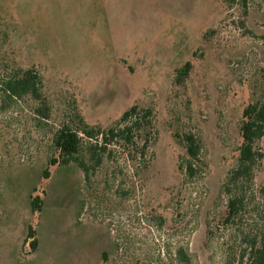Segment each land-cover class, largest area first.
I'll use <instances>...</instances> for the list:
<instances>
[{"label":"rangeland","instance_id":"1","mask_svg":"<svg viewBox=\"0 0 264 264\" xmlns=\"http://www.w3.org/2000/svg\"><path fill=\"white\" fill-rule=\"evenodd\" d=\"M14 62L40 73L52 114L39 120L31 97L0 109V264H240L264 233V136L253 182L224 186L243 110L264 98V0L246 12L240 0H0V76ZM133 104L155 113L145 154L136 136L109 144L89 176L50 164L59 126L79 114L107 129ZM174 132L201 138L199 180L184 181Z\"/></svg>","mask_w":264,"mask_h":264},{"label":"trees","instance_id":"2","mask_svg":"<svg viewBox=\"0 0 264 264\" xmlns=\"http://www.w3.org/2000/svg\"><path fill=\"white\" fill-rule=\"evenodd\" d=\"M232 5L237 0H226ZM239 1V0H238ZM244 12L248 8V0H240ZM191 62L185 63L177 70V82L190 72ZM6 73L0 76V94L2 102L0 109L4 110L17 101H22L25 97L36 100L37 105L34 112L39 120L48 122L52 110L49 102L43 93V79L40 73L34 68H25L17 63L8 66ZM74 126L63 124L53 133L52 148L58 156L49 159L50 164H69L76 162L86 176H89L95 166L100 165L103 154L107 151L109 144L129 145L134 143L136 136H143L144 143L141 146V154H145L149 143L155 138V113L152 107H142L133 104L127 108L115 121V123L104 129L97 125L87 123L79 114H76ZM240 124L242 144L239 147V156L236 166L230 171L225 182V189L232 190V186L252 183L254 180L255 168L263 157L262 151L257 147V143L264 136V98L251 102L242 114ZM175 140L185 148V155L181 156L178 168L183 175L184 181L199 180L205 170L203 153V143L201 138L193 133L187 132L180 135L174 132ZM87 140L95 139L88 146ZM153 141V140H152ZM88 151L90 159L94 164L90 165L86 159L82 158V152ZM80 155L82 157H80ZM50 176V170L44 169L43 178ZM42 199L36 195L31 198V208L35 211L42 210ZM242 197L231 196L228 201V214L226 222H231L238 214ZM36 230L29 226L28 238H32L30 246L34 251L38 245L35 238ZM180 258L183 259V251L178 250ZM246 259V261H245ZM240 264H264V233L255 237L250 246L244 249L239 257Z\"/></svg>","mask_w":264,"mask_h":264}]
</instances>
